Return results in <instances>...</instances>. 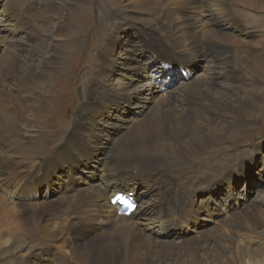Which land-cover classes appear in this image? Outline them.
I'll return each instance as SVG.
<instances>
[{"label": "bare ground", "instance_id": "6f19581e", "mask_svg": "<svg viewBox=\"0 0 264 264\" xmlns=\"http://www.w3.org/2000/svg\"><path fill=\"white\" fill-rule=\"evenodd\" d=\"M90 1L93 3V0H64L68 13L54 31L50 25L52 20H58L55 0H12L0 10V257L5 264H243V260L262 264L260 252L264 251V245H259L261 248L256 251L245 244H250V239H264V234L260 237L255 227L259 223L256 212L263 207V199L244 206L241 211L229 209L231 220H214L215 228L206 232L208 238L201 240L213 243V252L201 247L200 239L181 238L178 243H170L173 239L161 242L163 239L158 236H182L181 227L191 228L196 234L204 233L197 229V219L201 213L211 219L213 210L207 203H197L196 195L191 194L209 179L213 183L225 174L230 161L225 152L230 148L232 129L251 123L258 102L264 103L263 95L255 90L249 97H241L235 91L256 84L259 81L256 75L264 68L254 64L255 55L264 54V44L261 49L256 44L258 38L264 37V9L261 11L264 0H136L124 8L118 5L119 0H107V5L99 8L98 17L108 23L109 31L103 32L104 37L97 35L98 40L92 39L96 45L89 40L87 51L83 56L78 53L74 59L77 76L71 78L68 90L72 95L78 90L80 102L77 103V98L69 100L64 118L71 116L72 120L65 125L57 121L61 129L53 135L45 121L48 108L42 102L43 93L53 88L49 85L53 70L63 75L60 61L67 59L82 42L78 32L82 15L75 14L78 10H73L71 5L88 7L92 5ZM249 1L255 6L258 22L251 25L254 29L251 35V31L241 28V33L247 32L254 42L239 38L242 40L239 46H246L239 51V47L232 46L238 40L224 34L221 24L230 23V9L239 4L236 2L244 5ZM129 9L139 13L131 18L138 21L135 24L124 21ZM195 10L209 17V29L202 35L190 23L194 21L187 23L191 16L188 19L184 16H196L189 12ZM145 14L150 17L153 31L148 29ZM115 21L131 26L134 40L151 35L179 54H163L162 50L169 49L161 44L162 47L156 48L161 52L150 50L149 44L143 42V53H131L130 69L124 70L123 77L129 71L141 75L125 82L128 89L124 94L128 100L135 103L144 99L145 94L138 96L145 93L149 70H153L151 78L175 86L179 67L191 66L173 57L184 60L188 53L201 57L207 64L205 76L184 81L179 93L167 90L166 97H157L143 122L125 132L103 156L99 183L86 188L66 187L71 182L68 175L74 177L77 169L92 162L85 151L81 156L72 152L73 146L88 139L92 131L88 125L77 128L81 118L78 112L81 106L100 107V97L90 99L92 86L99 92L105 88L110 94L113 84L108 66L116 62L118 54H112L107 63L103 42L109 39L110 23ZM218 41L232 45L226 47ZM156 53L161 60L152 69L148 61L151 63ZM233 55L235 58L229 61ZM95 64H99V69L94 68ZM248 70L256 75H249ZM79 77L87 79L82 89L78 88ZM227 80L231 84L225 83ZM137 83L142 84L141 88L132 91L131 86ZM116 97L117 94L111 96L106 105L117 101ZM88 102L90 105H86ZM123 105L127 104L117 101L112 107L115 118L106 111L105 120H114L124 127L125 119L117 116L124 112ZM137 115L134 114L133 120L141 119ZM222 118L232 121L221 122ZM65 151L69 154L62 173L55 156L61 152L58 154L61 158ZM206 151L208 158L201 159ZM52 153L55 154L48 157ZM176 165L186 171L179 176L171 174L170 169ZM57 181L59 195L38 201L41 187L47 190ZM141 186L146 191H139ZM117 193L141 201L140 206L128 217L118 215L119 206L110 203ZM213 208L216 212V206Z\"/></svg>", "mask_w": 264, "mask_h": 264}, {"label": "rangeland", "instance_id": "374dc122", "mask_svg": "<svg viewBox=\"0 0 264 264\" xmlns=\"http://www.w3.org/2000/svg\"><path fill=\"white\" fill-rule=\"evenodd\" d=\"M11 1L12 0H0V10L6 4L10 3ZM60 1L61 0H55V4L57 7L55 17H57L58 20L51 19L52 23L50 26L53 31L57 29L58 23H60L61 20L65 19L68 13V11L65 9L64 4H63L64 0H62V2ZM119 1L121 3L119 2L118 5L121 8H124L126 5H128V3L133 4V1H136V0H119ZM107 2H108L107 0H93V3H91L90 1V3L92 4L90 5L91 8L90 6L87 7V5H83V7H81L80 5L78 6L75 5L76 7L75 6L72 7L71 5V8L73 10H78L76 11L77 13L75 12V14H77L78 16L82 15L81 18L78 20L79 22L78 32L81 36L82 42H81L80 47L76 49L73 53H71L67 59L60 61L59 66L64 71L63 75H60L55 72L56 70H53L55 73L53 72L49 80V83H50L49 85H52L53 88L52 90H50V92L44 91L43 93L42 102L48 108V110L46 111V116H45V119L46 118L47 119L45 121H47L46 125H47L48 130H50V132L53 135H56L58 131L61 129L60 126L58 125L59 122L57 121L60 120L61 125H65V124H69L72 120L71 116L68 118H64L67 113V111H65V108L69 100L70 99L75 100L77 98L76 99L77 103L80 102V97L78 94L79 91L77 90V93L72 95V93L68 90L69 84L72 82L70 81L71 78H74L77 76V74L74 73V70L76 68L74 59L77 57L78 53H81V55L83 56L84 52L87 51V42H89V40H92L94 38L98 40L97 35L100 36L101 34H103V32L107 33L109 31V29L106 28L108 26V23L100 21L98 17L99 8L105 7L107 5ZM236 3H239V4H236L235 7L230 9L231 10L230 23L221 24V26H222L223 33L226 34L228 37L229 35H233L238 40V43L236 45L228 44L222 41H218L217 43L222 44L226 47H228L229 45H232L236 48L239 47L238 50L241 51L240 47H246V46L245 45L239 46L240 42L242 41L239 38L248 39V41L254 42L252 39H250L251 38L250 35L254 32V29L251 27V25L256 24L258 22V18L257 16L254 15L255 6L252 2L249 1L248 3L244 5L240 4V2H236ZM79 9L81 10V13ZM263 9L264 8H261L262 12H263ZM189 12L195 13L196 16L195 15H184L187 17V19L190 18L189 16H191L189 20L186 19L187 23L189 24L191 20L194 21L190 23L196 26L197 32L200 31L198 32L199 35L206 33L205 30L209 29V25L207 24L209 21V17L206 16V13H202L197 10L189 11ZM138 14L139 13H136L135 11H132L129 9L125 12L126 19L124 21L131 22V24H135L138 21L136 22L134 19H131V18L138 17ZM145 18L148 20L147 22L149 23L148 29L153 31L151 27L152 25H150V17L147 14H145ZM84 19H85V22L83 21ZM227 19L228 18L224 20L227 21ZM110 27H111L110 37L107 41H104L103 43L105 44L104 48L106 46L105 51H106V56L108 58L106 59L108 60L107 63L109 62V57H112V54L114 53L118 54L116 56V62L108 66V71H111V75H112L110 79L111 84L113 85H110V94H108L105 91V88L102 90V92H99L97 87L92 86L91 87L92 94L90 95V99H96V98L99 99L100 97L99 99L100 107H98V109H95V108H85L87 106H81L80 108L81 113L80 111L78 112V114L81 115L80 116L81 118L78 121L77 128L83 127V125H88L92 128V131L89 133L88 139L86 140L83 139V141H81L77 146H73L74 150L72 152L75 153L76 155L81 156V155H84V151H85V155H89L92 159V162H89L87 167L81 166V168L77 169V171L74 173V177H71L70 175L67 176L71 182L66 187L72 186L74 189L84 188V187L86 188L89 185L99 183L97 178L101 175V172L99 171V167L102 164L103 156L108 152V150L114 145L115 142L123 138L124 136L123 134L125 132L131 131L133 128L137 127L138 123L141 124L143 122L145 115L149 112L150 107L154 104L155 100L157 99L159 95L161 96L163 95L164 97H166V94L170 90H173V93H179L178 88L181 87L184 81L189 82V81L194 80L195 78L198 79L199 77L202 78L205 76V70H206L207 64L204 63V60L201 57L196 56L195 54H190V53H188V56L184 60L183 58L181 59V57H173L174 59L182 60L188 66H191L190 68H187V69H182L181 67H179L178 73L180 74V76L175 78V82H174L175 86H173V84L170 83L168 80H166L168 81V83L163 84L161 83V80H158L157 78H154V77L151 78L150 75L153 72V70H149L148 71L149 78L144 82L145 93H141L140 96H138V97H141L145 94L146 96L144 97V99L142 101L138 99L135 103L131 100H128L126 98V95L124 94L125 90L128 89L125 82L127 81L131 82L132 78L141 77V75L138 72L129 71V74L126 77H123L124 76L123 74H125L124 70L130 69L129 66H130V63L132 62H131L129 55L131 53L135 55H141L143 53L144 50L141 49L143 42H146L149 44L150 50L154 49V50H158L161 52V50L156 49V48L157 47L160 48L163 46V48L169 49V51L162 50L163 54H165V52H168L170 56H173L176 54L179 55V54L176 51L173 52L172 50H170L172 49L170 45L167 46V44H162L159 40H156V38L155 39L152 38L150 34H148L150 36H142L138 40H134L135 37L133 34V30L132 28H129L131 26L126 27V25L122 24V22L120 21H115V23L111 22ZM242 27H245L246 29H248V31H251L250 35H248L247 32L241 33ZM16 36L18 38V35ZM102 37H104V34L102 35ZM257 40H258L256 42V44L258 45L257 49H261V45L264 44V37L258 38ZM92 43L96 45L95 40H92ZM211 55H208L210 59L213 57V54ZM48 56L49 55H47V57ZM157 56L158 55L156 53L154 55V58L151 60V63H149L148 61V64L152 67V69L157 67L154 63L157 62L158 60H161V58ZM92 58L93 57L91 56L90 57L91 61H92ZM234 58L235 57L233 55L232 58L229 59V61ZM193 62L195 63L193 64ZM197 62H200V63H197ZM166 64L169 65L168 62ZM231 64L232 66H234L233 63ZM254 64L255 66L261 68L264 65V54L255 55ZM98 65L99 64H95L94 68L99 69ZM170 65H173L174 67H176L175 64H170ZM250 67L251 66H249V68ZM189 72H191V74H189ZM248 73L249 75L250 74L256 75V74L251 73L249 70H248ZM256 76L259 80L256 84L245 85L242 88L238 87L237 89H235V91L239 94V96L249 97L252 95V90L253 91L255 90L257 93L263 95V98H264V93H263L264 92V68H262L261 71L257 73ZM86 81L87 79L84 80L82 77H79L78 78V88H81V89L84 88V86L82 85H84ZM82 82L84 83L81 84ZM225 83L231 84L229 80L225 81ZM62 85L64 86L62 87ZM141 86L142 84L140 83L133 84L131 86V90L135 91L141 88ZM164 87H165V92L163 91ZM150 91H152L154 94L152 95ZM65 93L67 94L66 96L64 95ZM100 93L102 94L103 97L101 96ZM114 94H117V97H116L117 101L127 104V105H123L124 112L120 111L119 114H117V116L120 117V119L122 118L125 119L126 124L124 127L115 123L114 120L108 119L109 121H112V122H107L105 120L106 116L104 117V115H106V111H108L110 115L113 118H115L112 107L116 104L117 101H110V104L106 105L108 100ZM60 95L61 97H59ZM140 102H142L143 105H140ZM86 105H90V102H88V104ZM134 114L135 115L140 114L141 119L133 120L135 119ZM53 115H55V117ZM255 115L256 116H254V118L251 120V123L249 122L248 124H246V126L235 127L232 129L231 133L233 136L230 138L229 140L230 146H228L230 147L229 148L230 150L228 149V151L225 152V156L230 158L229 159L230 161L225 166V174L223 176H218L217 178H215L214 180L216 181L213 183H209V181L211 180L209 179L207 183L203 184L202 186L197 187L194 190V192L191 194V195H196L195 200L197 203L199 202L207 203L209 204V207L213 210V216L211 219H209L208 216H206L204 213L200 214L199 220L197 219L198 221L196 223L197 229L199 231L203 230L204 233L196 234L193 232L191 228L186 229L185 227H181L180 229L183 230L182 236L164 237L163 235H160L161 237L160 236L158 237L163 239L161 240V242H168L165 240L173 239L171 240L172 242L170 241V243H178V241L181 240V238L189 239L190 237L196 240L200 239V246L206 248L207 252H213L211 250L213 243L211 242L204 243L201 240L203 238H208L206 236V232L212 230L213 227L215 228L216 223H214V220H222V221L225 220L226 221V219H230L228 216L229 209H233L234 211H238L239 209L241 211V210H244L243 207L247 206L248 204H257L259 200H262V199L264 200V103H262V101L258 102L257 111L255 112ZM223 120L228 122V120L232 121V118H224V119L222 118L221 122H223ZM97 123L100 124L98 127L96 126ZM107 129L109 130L105 132V130ZM39 148L44 149V147H39ZM54 154L55 153H52L51 155H48V157ZM58 154L61 155L62 153L61 152L56 153L55 160L59 164V170L62 171L63 173L65 164H66V158L69 153L65 151L64 156L61 158H59ZM207 155H209L207 151L205 152V154L202 153L201 159H205V157L207 159L208 158ZM218 157L219 155H217V157H214V158L217 159ZM49 163L54 164V162H49ZM176 166L177 167H174L173 169L169 168L171 174L179 176L186 171V168L178 167V165ZM163 169L164 168L162 167L161 170ZM116 171H119V170H115L114 172ZM59 186L60 184L58 183V181L53 186H51V188L47 190L45 186H42L39 191L41 197L37 198L38 201L44 200V198H54L55 196L59 195L60 193L58 191ZM63 187H65V185H63L61 188ZM139 191H146V188L141 186ZM109 195L110 194L107 195V198L110 197ZM245 203L247 204L244 205ZM135 204L136 206H140L141 201L137 200ZM215 206L217 208V211H216L217 213L215 212V209L213 208ZM260 208H261L259 209L260 211L256 212V217L259 223L257 226L255 225V227L257 229L258 234L261 237V235L264 234V205L263 207H260ZM250 241L251 243L245 244V246L253 250H256V251L259 250V248H261L260 246L262 244L264 245V243H262L264 242V239L263 240L250 239ZM240 245L243 246L242 244ZM260 254H263L260 257L263 262H259V263L264 264V251L260 252ZM5 263L6 261L1 256L0 264H5ZM255 263H256L255 260L253 261L243 260V264H255ZM213 264H216V263L214 262Z\"/></svg>", "mask_w": 264, "mask_h": 264}, {"label": "snow or ice", "instance_id": "6c2138e0", "mask_svg": "<svg viewBox=\"0 0 264 264\" xmlns=\"http://www.w3.org/2000/svg\"><path fill=\"white\" fill-rule=\"evenodd\" d=\"M117 199H121L120 197H117Z\"/></svg>", "mask_w": 264, "mask_h": 264}]
</instances>
